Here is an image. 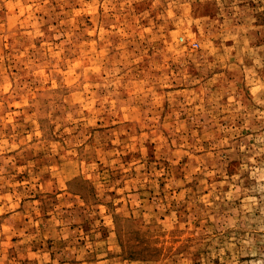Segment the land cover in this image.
Wrapping results in <instances>:
<instances>
[{
	"label": "rangeland",
	"instance_id": "obj_1",
	"mask_svg": "<svg viewBox=\"0 0 264 264\" xmlns=\"http://www.w3.org/2000/svg\"><path fill=\"white\" fill-rule=\"evenodd\" d=\"M0 264H264V0H0Z\"/></svg>",
	"mask_w": 264,
	"mask_h": 264
}]
</instances>
